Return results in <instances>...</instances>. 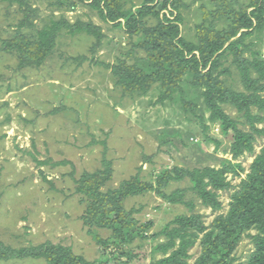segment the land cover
I'll return each instance as SVG.
<instances>
[{
    "label": "rangeland",
    "instance_id": "1",
    "mask_svg": "<svg viewBox=\"0 0 264 264\" xmlns=\"http://www.w3.org/2000/svg\"><path fill=\"white\" fill-rule=\"evenodd\" d=\"M172 1L158 11L163 0H155L151 6L158 11V19L148 16L136 32L129 33L123 19L102 21L89 0H23L24 5L0 0V243L13 250L45 243L70 247L93 264H151L163 258L153 249L164 242L151 238L152 234L175 217L199 216L210 230L216 216L228 214L233 194L264 148V135L255 138L253 153L233 159L231 135L223 136L217 123L209 122L202 86L190 74L181 75L178 87L170 92L160 84L143 92L135 85L127 89L120 85L114 70L120 65L145 67L153 57L167 63L163 51L166 57L169 44L155 31L158 22L168 25L179 13V37L196 45L215 35L228 37L241 25L235 28L234 23L240 22L235 15L249 14L255 0H178V11ZM144 2L116 0L122 10L132 12ZM61 18L71 25H90L94 33L62 32L40 67H20L16 53L9 52L5 42L22 37L25 45L49 20ZM244 44L243 57L254 53L264 61V30L248 36ZM192 55L199 57L194 51L187 58ZM232 62L231 55L221 60L220 70L226 69L228 74L220 78L226 86L243 91ZM198 70L204 74L208 67L204 69L201 63ZM223 109L241 120L231 106ZM258 128L264 130V121ZM227 163L235 168L227 175L230 189L218 192L220 211L212 212L192 193L186 192L185 197L194 204L190 211L169 204L155 190L146 191L124 201L130 220L121 227L144 228L129 232L133 239L122 243V249L103 243L110 241L111 230L99 228L91 218L89 225L85 222L91 204L79 190L82 184H94V175L101 169L109 167L111 173L100 185L107 191L136 176L157 187L156 178L175 167L220 168ZM189 187L185 180L170 183L164 190L170 194ZM247 234L253 236L256 231L250 230L238 240L231 254L233 264H246L254 250ZM199 237L188 251V264H195L204 252L202 234ZM0 264L45 262L0 259ZM210 264L218 263L215 259Z\"/></svg>",
    "mask_w": 264,
    "mask_h": 264
},
{
    "label": "trees",
    "instance_id": "2",
    "mask_svg": "<svg viewBox=\"0 0 264 264\" xmlns=\"http://www.w3.org/2000/svg\"><path fill=\"white\" fill-rule=\"evenodd\" d=\"M1 1L24 5L23 0ZM89 1H91V9L96 11L102 21L114 22L123 19L129 33L136 32L142 20L148 16L158 19V11L165 8L168 3V0H163L159 10L156 11L151 6L155 0H145L140 9L132 12L130 9L122 10L116 0ZM172 7L178 11V0L172 1ZM252 7L253 10L249 14L241 12L235 15L240 21L234 23L237 25L235 28L239 23L241 25L228 37L218 38L215 35L211 40L201 39L196 45L188 44L179 37L177 24L181 21L179 13L174 22L168 25L158 22L155 31L162 33L169 44L166 57V50L163 51L166 60L163 59L167 63H160L158 57H153L151 65H145V67L132 69L120 65L114 70V75L119 77L118 83L126 89L128 86L135 85L143 92L147 91L152 84H160L163 89L170 92L174 87H178L177 81L181 75L190 74L197 85L202 86L203 103L209 112V122L217 123L223 136L231 135L230 154L232 158L237 159L246 153H253L255 138L264 135V130L258 128V124L264 121V61L258 59L254 53L243 57L241 47L245 48L244 41L248 36L264 30V0H255ZM242 29L245 31L235 38ZM62 32L69 35L79 32L94 33L90 25L81 22L71 25L61 18L60 20H49L25 45L22 37L4 42L9 52L16 53L20 67L38 68L47 59L56 37ZM226 43L228 45L224 48ZM194 51L199 53V57L192 55L188 59V54ZM228 55L233 58L232 64L236 66L243 91H236L226 86L224 80L220 78L228 74L226 69L220 70L221 60ZM201 63L204 69L208 67L204 74L198 70ZM224 105L231 106L241 120L226 114L223 109ZM240 126L248 127V130L244 131ZM234 168L230 163L220 168L175 167L163 172L160 178H156L158 179L157 187L150 182L140 181L136 176L121 183L116 190L103 191L100 185L107 182L111 176L109 167H106L96 172L94 176L97 180L94 184H82L79 190L86 195L91 204L90 209L87 208L85 222L89 225L91 218L99 228L111 230L110 241L106 240L103 243H114L122 249V243L129 244L133 239V235L129 232L133 233L144 228H136L133 224L121 227L130 220L129 215L123 209L126 199L155 190L157 196L169 204L183 205L192 211L194 204L185 201L186 192H188L194 194L203 206L210 208L212 212H217L222 208L218 192L230 189L231 184L227 180V175ZM85 178H90V175H86ZM102 178L105 180H101ZM185 180L190 183L189 188L175 189L170 194H166L164 189L170 183H181ZM250 230H255L256 234L253 236L247 234L254 250L246 264H264V148L255 157L247 179L241 182L240 189L233 194L228 214L216 216L210 230L200 221L199 216L175 217L161 230L152 234L151 238L156 240L162 238L164 242H158L153 249L154 253L161 254L163 258L151 264H188L191 258L188 251L199 240L200 234H202L200 240L204 252L195 264H210L215 259L218 264H233L231 254L238 240ZM0 253L2 260L28 258L43 260L45 264H93L75 255L70 247L53 246L50 243L18 250H13L0 243Z\"/></svg>",
    "mask_w": 264,
    "mask_h": 264
}]
</instances>
